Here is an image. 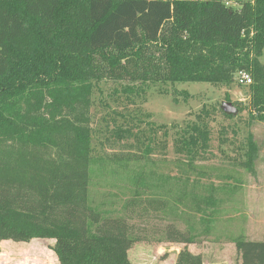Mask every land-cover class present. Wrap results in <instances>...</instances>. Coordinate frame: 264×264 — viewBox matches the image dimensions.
Returning <instances> with one entry per match:
<instances>
[{
    "label": "trees",
    "instance_id": "trees-1",
    "mask_svg": "<svg viewBox=\"0 0 264 264\" xmlns=\"http://www.w3.org/2000/svg\"><path fill=\"white\" fill-rule=\"evenodd\" d=\"M263 54L264 0H0V243L53 239L60 264H133L128 222L90 205L103 145L93 97L102 83L129 101L154 85L231 87L247 72L249 119L264 123ZM113 115L111 139L145 145V156L168 135L139 116ZM208 119L204 107L174 138L189 165L210 148ZM261 146L252 133L239 146L250 172ZM166 234L194 243L174 226ZM236 248L243 264H264V241L240 237ZM180 257L203 264L187 250Z\"/></svg>",
    "mask_w": 264,
    "mask_h": 264
},
{
    "label": "rangeland",
    "instance_id": "rangeland-1",
    "mask_svg": "<svg viewBox=\"0 0 264 264\" xmlns=\"http://www.w3.org/2000/svg\"><path fill=\"white\" fill-rule=\"evenodd\" d=\"M260 60L264 63V54ZM113 88L102 83V94L93 97V124L102 131L103 145H99L102 157L92 165L90 205L103 217L128 222L134 242L130 261L179 264L187 250L201 257L203 264H243L237 239L264 241V123L249 119L248 87L237 82L231 87L198 82L154 85L129 101L111 97ZM226 99L238 109L234 119L219 111ZM204 107L209 114L210 148L189 165L175 152L174 138L187 122L197 120ZM116 112L129 114L128 119L139 116L168 135H158V145L145 156V145L131 148L111 139ZM250 133L262 145L253 172L241 165L239 152ZM170 226L188 232L194 243L170 242L166 234ZM1 243V250L8 252L5 259V254L0 256L4 264H60L53 239Z\"/></svg>",
    "mask_w": 264,
    "mask_h": 264
},
{
    "label": "built area",
    "instance_id": "built-area-1",
    "mask_svg": "<svg viewBox=\"0 0 264 264\" xmlns=\"http://www.w3.org/2000/svg\"><path fill=\"white\" fill-rule=\"evenodd\" d=\"M236 82L239 85L248 86L252 83V78L247 72H239L236 76Z\"/></svg>",
    "mask_w": 264,
    "mask_h": 264
},
{
    "label": "water",
    "instance_id": "water-1",
    "mask_svg": "<svg viewBox=\"0 0 264 264\" xmlns=\"http://www.w3.org/2000/svg\"><path fill=\"white\" fill-rule=\"evenodd\" d=\"M221 109L223 110L224 113L229 114V115L235 116L238 113L237 107L232 102H224L221 105Z\"/></svg>",
    "mask_w": 264,
    "mask_h": 264
},
{
    "label": "crops",
    "instance_id": "crops-1",
    "mask_svg": "<svg viewBox=\"0 0 264 264\" xmlns=\"http://www.w3.org/2000/svg\"><path fill=\"white\" fill-rule=\"evenodd\" d=\"M235 5V4H234ZM10 241H2V246L3 245H8L7 243H9ZM15 243V242H14ZM17 245H20V244H17ZM16 244H15V247H17V248H20L21 246H17ZM7 251L5 250V249H2L1 250V248H0V256L2 255V254H5V257H3L4 259L6 258V256H7ZM2 258V259H3ZM5 261V260H4ZM5 263H7L6 261H5ZM0 264H4V262L2 261V262H0Z\"/></svg>",
    "mask_w": 264,
    "mask_h": 264
}]
</instances>
